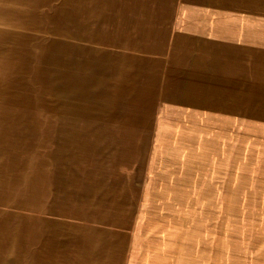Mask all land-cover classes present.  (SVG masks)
<instances>
[{
  "label": "rangeland",
  "instance_id": "374dc122",
  "mask_svg": "<svg viewBox=\"0 0 264 264\" xmlns=\"http://www.w3.org/2000/svg\"><path fill=\"white\" fill-rule=\"evenodd\" d=\"M11 2L38 30L0 31L28 64L0 65V108L24 110L0 146V259L264 264V47L239 44L231 111L185 113L140 89L117 49L118 12L145 40L179 0Z\"/></svg>",
  "mask_w": 264,
  "mask_h": 264
},
{
  "label": "crops",
  "instance_id": "0c3cea01",
  "mask_svg": "<svg viewBox=\"0 0 264 264\" xmlns=\"http://www.w3.org/2000/svg\"><path fill=\"white\" fill-rule=\"evenodd\" d=\"M11 1L0 0V31L11 29L8 27L13 24L21 34L28 29L37 31V19L20 22L12 16ZM177 13L161 22L160 33L151 32L145 40L141 38L143 22L135 19L127 22L130 18L124 17V12L117 13L119 35H123L118 39L117 49L133 57L128 74L140 89L162 91L158 103L161 108L174 104L184 106L185 113L231 111L227 106L237 103L239 44L264 47V0H179ZM153 25L158 31V23ZM21 44L15 36H0V58H4L0 65L22 72V67L28 64L22 59ZM12 49L15 55L8 54ZM6 51L8 58L4 57ZM105 59L103 54L104 67ZM0 264H5L4 259H0Z\"/></svg>",
  "mask_w": 264,
  "mask_h": 264
},
{
  "label": "bare ground",
  "instance_id": "6f19581e",
  "mask_svg": "<svg viewBox=\"0 0 264 264\" xmlns=\"http://www.w3.org/2000/svg\"><path fill=\"white\" fill-rule=\"evenodd\" d=\"M14 110L13 109L11 110V108H8V109H6V108H0V115H2L0 117V146H1V148H6L9 145V142L11 140V137L14 134L12 132V129L15 128V124L16 125H22L23 122H24L23 121V118H24V110H20L19 112H16V111L14 112ZM15 118L18 119V122H15L14 123ZM14 136H15V134H14ZM0 162H2L1 164H4L5 171L7 172L8 166H9V160L7 159L5 153H1L0 154ZM0 166H2V165H0ZM0 170H1V168H0ZM0 192H2L6 196V198H7V194H8L7 192L8 191H2V190H0ZM4 195L1 196L2 198H0V200H4Z\"/></svg>",
  "mask_w": 264,
  "mask_h": 264
}]
</instances>
